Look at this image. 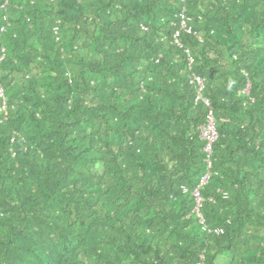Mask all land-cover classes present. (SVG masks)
I'll use <instances>...</instances> for the list:
<instances>
[{"label": "trees", "instance_id": "1", "mask_svg": "<svg viewBox=\"0 0 264 264\" xmlns=\"http://www.w3.org/2000/svg\"><path fill=\"white\" fill-rule=\"evenodd\" d=\"M0 85V264H264V0H0Z\"/></svg>", "mask_w": 264, "mask_h": 264}, {"label": "built area", "instance_id": "2", "mask_svg": "<svg viewBox=\"0 0 264 264\" xmlns=\"http://www.w3.org/2000/svg\"><path fill=\"white\" fill-rule=\"evenodd\" d=\"M188 20H189V17L185 13V9L183 8L179 13L180 29H182L186 32H192V28L188 24ZM55 29H57L56 26H55ZM178 35H179V30H176L174 37H175V41L177 42V44H179V42L177 40ZM187 52H188V50H187ZM188 62H189V64H191V62H192L191 56H189ZM190 81L191 82L195 81V83L198 85V97H200L201 96L200 95V89L203 87L202 78L197 76L196 74L192 73ZM203 101L205 102V104H209V102L206 98H203ZM5 104H6V96L4 94V90H3L2 86L0 85V110H4ZM199 129H200V136L205 141L203 149L206 153L207 166L210 167V165H211L210 155L212 152V143L217 136L214 116L212 115V112L210 109H209V112L207 114V118H206L205 122L200 125ZM208 175H209V171H206L205 174L200 178L199 183L192 190V194L194 195V198L196 201L195 205H194V211L198 215H200L198 208H199V205H200L201 200H202V197L200 195V188L207 181ZM211 230L215 233H222V231H223L222 227H216L213 229H208V231H211ZM197 264H201V263L198 262Z\"/></svg>", "mask_w": 264, "mask_h": 264}]
</instances>
